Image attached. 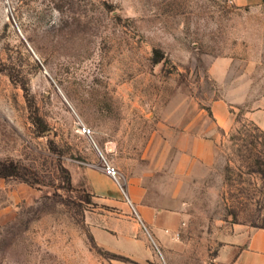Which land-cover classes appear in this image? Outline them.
<instances>
[{"label":"rangeland","instance_id":"rangeland-1","mask_svg":"<svg viewBox=\"0 0 264 264\" xmlns=\"http://www.w3.org/2000/svg\"><path fill=\"white\" fill-rule=\"evenodd\" d=\"M263 93L264 0H0V264H215Z\"/></svg>","mask_w":264,"mask_h":264},{"label":"crops","instance_id":"crops-1","mask_svg":"<svg viewBox=\"0 0 264 264\" xmlns=\"http://www.w3.org/2000/svg\"><path fill=\"white\" fill-rule=\"evenodd\" d=\"M231 1L237 6L258 2V0ZM249 116L264 131V93L249 112ZM211 142L206 140V145L210 146ZM215 261V264H264V226L236 228L219 248Z\"/></svg>","mask_w":264,"mask_h":264},{"label":"built area","instance_id":"built-area-1","mask_svg":"<svg viewBox=\"0 0 264 264\" xmlns=\"http://www.w3.org/2000/svg\"><path fill=\"white\" fill-rule=\"evenodd\" d=\"M104 168H105L106 174L113 177L117 181L116 170L114 169V167L105 163Z\"/></svg>","mask_w":264,"mask_h":264},{"label":"trees","instance_id":"trees-1","mask_svg":"<svg viewBox=\"0 0 264 264\" xmlns=\"http://www.w3.org/2000/svg\"><path fill=\"white\" fill-rule=\"evenodd\" d=\"M14 169V168H13ZM0 176H7V175H11V174H14L13 170H12V167H8V168H0Z\"/></svg>","mask_w":264,"mask_h":264}]
</instances>
